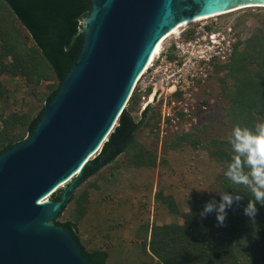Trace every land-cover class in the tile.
I'll return each instance as SVG.
<instances>
[{
	"label": "trees",
	"instance_id": "trees-1",
	"mask_svg": "<svg viewBox=\"0 0 264 264\" xmlns=\"http://www.w3.org/2000/svg\"><path fill=\"white\" fill-rule=\"evenodd\" d=\"M93 6V0H0V76L20 75L27 84L34 86L41 81L52 82L44 97L45 105L79 57L85 38L83 20ZM224 68L226 73L220 79V91L228 102V123L232 131L236 125L254 129L256 124L264 121V21L242 42L234 44L230 60L223 65H215L214 73ZM227 78L231 82H227ZM2 88L0 79V94L3 93ZM41 109L34 115L26 112L0 113V150L23 140ZM137 110L138 101L133 93L108 139L84 167L75 182L76 188L114 162L121 153L135 167L157 165L158 153L144 147L136 137L142 126L151 127L154 113H149L147 107L141 112L140 121L136 122L131 113ZM208 123L193 133L165 140L162 147L177 150L184 142L196 147L204 146L223 164L218 191L193 195L180 224L141 225L138 230L141 252L149 253L153 259L141 264H264V205L257 202L254 221L244 214V208L251 199L247 193L249 190L232 184L225 176L227 164L234 155L232 147L228 138L203 139ZM224 191L240 194L243 199L227 209L225 226H219L215 212L205 217L200 214L207 202L215 199L219 203V192ZM60 195L61 191L57 190L51 198L58 200ZM87 199L86 187L79 191L75 189L54 223L68 225L86 254L107 253L102 249H87L78 237L77 224L85 213ZM164 200L166 203L170 200L168 204L175 211L174 201ZM69 203L73 204L69 217L60 220Z\"/></svg>",
	"mask_w": 264,
	"mask_h": 264
},
{
	"label": "water",
	"instance_id": "water-1",
	"mask_svg": "<svg viewBox=\"0 0 264 264\" xmlns=\"http://www.w3.org/2000/svg\"><path fill=\"white\" fill-rule=\"evenodd\" d=\"M93 1L83 20L78 59L30 124L28 135L0 150V264H112L105 252L86 254L72 229L54 220L116 126L137 75L170 28L244 3H264ZM70 176L64 187H57ZM56 190L61 191L58 200L43 201Z\"/></svg>",
	"mask_w": 264,
	"mask_h": 264
},
{
	"label": "rangeland",
	"instance_id": "rangeland-1",
	"mask_svg": "<svg viewBox=\"0 0 264 264\" xmlns=\"http://www.w3.org/2000/svg\"><path fill=\"white\" fill-rule=\"evenodd\" d=\"M262 21H264V7L252 6L215 18H210L202 22L208 23L216 28L232 27L236 42H242L262 23ZM18 27L24 32V29L20 25ZM28 43L31 44L30 40H28ZM241 45L242 44H240V47ZM225 73V68L214 73L210 82L211 90L209 96L213 101L210 106V116L212 119H210L208 123L209 126L205 135L202 137L203 139H208L210 137L226 139L232 132L226 116L228 102L227 99L221 95L220 91L222 85L220 79ZM0 77H2L5 83L2 88L3 93L0 94V113L4 115H8L12 112H26L30 115H34L44 105V97L46 93L49 92V85L52 83L49 81H41L39 85L34 86L27 84L20 75L12 76L9 74H2ZM227 82H231L230 79L227 78ZM137 139L144 147L158 153V161L155 167H149V171L145 170L143 173H140V177L143 178L141 180L140 178L138 179L139 181L136 183V187L133 185H123L125 188L131 189V193L134 195L133 199L132 197L130 198L132 204L129 205V208L131 209L130 213L132 211L135 212V216L130 215V217L127 216V218H133L140 226L152 225V222L153 225H156L154 224L156 223V217L161 214L162 210L168 214L173 212L171 210L169 213L161 204L166 203L164 198H166L167 201L168 199L172 200L169 194H164L165 192H171L181 194L182 200H186L185 204H187V206L186 210L182 209L176 212L178 214L176 220L173 215H169L166 218L169 221H173L169 224H174L177 221L182 223L183 213L188 210L189 201L193 195H204L207 193H216L218 191L221 175L223 173V164L217 158L212 157L204 146L196 147L191 143L184 142L177 150H167L164 147L159 150L157 142L152 138L150 132H148V126H142L139 129ZM119 163L118 167L121 166L123 160ZM145 167L148 166H142L143 169H146ZM61 187H64V185ZM79 187L76 189L80 190L85 187V183ZM136 195L138 196L137 198L135 197ZM50 197L51 195L49 198ZM72 207V203L66 206L60 216V220L69 217ZM113 225L115 227L117 226V224ZM137 238L139 239L137 249L141 251V237L138 231ZM143 254L149 255L147 257L149 258L148 260L153 261L149 253Z\"/></svg>",
	"mask_w": 264,
	"mask_h": 264
},
{
	"label": "built area",
	"instance_id": "built-area-1",
	"mask_svg": "<svg viewBox=\"0 0 264 264\" xmlns=\"http://www.w3.org/2000/svg\"><path fill=\"white\" fill-rule=\"evenodd\" d=\"M235 43L232 27L196 22L168 39L139 72L128 97L134 93L138 101V110L131 114L139 122L147 107L153 111L148 132L159 150L165 140L193 133L212 118L214 67L230 60Z\"/></svg>",
	"mask_w": 264,
	"mask_h": 264
},
{
	"label": "crops",
	"instance_id": "crops-1",
	"mask_svg": "<svg viewBox=\"0 0 264 264\" xmlns=\"http://www.w3.org/2000/svg\"><path fill=\"white\" fill-rule=\"evenodd\" d=\"M0 79L4 85L2 77ZM138 132L136 137H138ZM122 160L123 163L118 167ZM145 168L129 164L124 153H121L114 162L104 166L99 172L84 181L88 199L85 202V213L77 224L78 237L87 249L105 250L112 264H123V260L124 264H141L149 259L147 258L149 255H144L137 249L139 241L137 231L140 225L133 218H127L130 215L135 216V212L130 213L131 209L129 208V205L132 204L130 198L133 199L134 195H132L131 189L123 186L133 185L136 187L138 179L143 178L140 177V173L145 170L149 171V167ZM164 194H169L172 197L175 211L170 213L171 204L161 203L170 214L162 210L161 214L156 217V223H154L156 225L172 223V220H167V216L173 215L176 220L178 215L176 212L182 209L186 210V200H182L181 194L171 192ZM176 223L181 222L177 221ZM113 224H117L118 228ZM151 224L153 225V222Z\"/></svg>",
	"mask_w": 264,
	"mask_h": 264
},
{
	"label": "clouds",
	"instance_id": "clouds-1",
	"mask_svg": "<svg viewBox=\"0 0 264 264\" xmlns=\"http://www.w3.org/2000/svg\"><path fill=\"white\" fill-rule=\"evenodd\" d=\"M234 155L227 164L226 178L235 185H242L249 191L251 199L244 208V214L255 220L256 204L264 205V121L255 125L254 129L236 125L228 137ZM221 200L215 199L206 203L201 217L215 212L219 226H225L227 209L239 203L243 197L228 191L219 192Z\"/></svg>",
	"mask_w": 264,
	"mask_h": 264
},
{
	"label": "bare ground",
	"instance_id": "bare-ground-1",
	"mask_svg": "<svg viewBox=\"0 0 264 264\" xmlns=\"http://www.w3.org/2000/svg\"><path fill=\"white\" fill-rule=\"evenodd\" d=\"M252 6H263L264 7V3H255V2H251V3H244V4H241V5H238V6H235V7H232V8H229V9H226V10H223V11H219V12H215V13H210V14H207V15H203V16H199V17H196V18H193L191 20H188V21H185V22H182L172 28H170L169 30H167L158 40L153 52L150 54V56L148 57L147 59V62H146V65H148L151 61H153V59L155 58V56L157 55V53L162 49V46L163 44L168 40V39H171L172 37L174 36H178L180 34V31L182 30V28L184 27H187L189 25H192L196 22H201V21H204V20H208L210 18H215V17H218V16H221V15H224V14H227V13H231V12H234L236 10H239V9H242V8H245V7H252ZM130 95V94H129ZM129 97V96H128ZM123 108V107H122ZM80 170L77 169L76 170V173H78ZM73 176H70L68 179L62 181L59 186L57 187H61L63 184H65L67 181H69ZM57 189V188H55ZM54 189V190H55ZM52 190V191H54ZM52 191H50L49 193H47L44 197H43V201H48L49 199V196L51 195Z\"/></svg>",
	"mask_w": 264,
	"mask_h": 264
}]
</instances>
